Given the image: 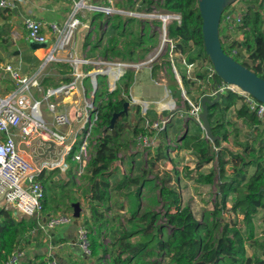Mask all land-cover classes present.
Segmentation results:
<instances>
[{"label":"trees","instance_id":"obj_1","mask_svg":"<svg viewBox=\"0 0 264 264\" xmlns=\"http://www.w3.org/2000/svg\"><path fill=\"white\" fill-rule=\"evenodd\" d=\"M246 1V0H245ZM97 6L100 4L94 0ZM138 3L137 10H148L153 0H115V6L119 9H133ZM161 8L171 13H179L181 15V25L179 27L172 26L170 28L171 37L177 39V49L180 53L187 57L188 62H193L200 57L208 59L204 53L203 38L201 31V18L198 11L197 0H163ZM227 7L224 12L228 9ZM103 13L94 12L91 21L102 18ZM132 18H124L119 15H114L108 22V37L109 49L112 57H118L126 62L134 56V47L137 39L135 35L128 29L129 22ZM221 23V22H220ZM264 11L258 9L254 4H249L247 12L243 17L242 23L235 29L243 34L242 41H233L229 47L223 48L225 53L230 55L237 62H240L244 67L255 73L259 78L264 80ZM225 28L220 27L219 37L226 41ZM127 34H131V39ZM137 36L140 37L138 33ZM135 41H134V40ZM222 39V40H221ZM88 40V39H87ZM141 40V37L138 41ZM125 41L127 43H125ZM113 43L116 45L113 47ZM121 45L126 48L120 50ZM128 45V48L127 46ZM87 43H85V48ZM238 48L236 55L232 54V50ZM124 51V52H123ZM242 52L246 55V62H242ZM209 60V59H208ZM154 69L152 72L154 73ZM133 72V71H132ZM134 73V72H133ZM121 79L128 78L130 81L124 83L125 93L131 85L132 73H125ZM69 82V79H62ZM50 78H43L39 85L46 90L48 86H55L58 83L49 82ZM220 78L215 75V82H220ZM177 88V85H176ZM116 92V91H114ZM98 89L95 92L97 95ZM180 93V91H178ZM114 93H107L108 97L105 104L97 107L99 112L100 128H107L113 113L122 111L125 99L114 98ZM97 97V96H95ZM242 97L235 93H227L220 97V101L214 106L209 107V122L214 136H218L219 140L215 141L214 148L216 151H211L209 141L203 137V131L198 127L194 134L185 135L181 140V149L189 151L193 154L200 163L209 164L212 161L216 162V171H210L205 176L198 175L199 181L205 184L213 183L216 175L217 178V193L220 196V204L223 209H226L227 199L230 195H234L232 205L228 213V219L222 220L220 235L214 245L204 243L200 235L201 226L197 222L190 209L182 206L180 193L173 188L171 179L166 175L159 180V197L165 210L164 218L166 227L170 228L169 236L166 240L159 239L157 242V250L160 254L165 255L172 264H264L256 256H248L246 254L245 245L257 246L259 251L264 255V214L261 217L263 225V239L258 240L254 237L253 218L259 213H264V125L257 120L254 114L250 113L246 104L243 102L241 107L236 110V120L242 128L256 132V138L250 143H245L242 146V151L232 153L225 147H219L220 144H226L229 138V132L226 128L229 121L224 122L229 109L235 106ZM122 118L124 115L121 116ZM132 136L140 134H148L146 130L133 128ZM111 137H103L100 147L108 146L113 152L109 155H99L91 158L88 161L86 172L100 167V170L95 175H92L89 180L88 190L84 196H91V200L97 198L104 205L108 202L110 192L118 193L128 189L132 185L139 184L138 178L123 179L117 182L112 188L108 182V177L104 172V168L112 165L117 160V154L121 147L119 138L122 136L123 129L117 122L114 129L110 131ZM110 142L112 147H110ZM77 149L73 147V151ZM165 150L161 151V146L158 147L156 157L151 160V167L155 168L158 162H164L167 159ZM247 154V156H245ZM70 157L67 162L72 164ZM247 157L249 159H247ZM231 166L232 172L229 177L225 176L226 167ZM253 172L250 173V169ZM109 169V168H108ZM56 171V170H55ZM153 171V170H152ZM43 171L38 180L42 179ZM151 172V169H150ZM99 177L98 186H96L95 178ZM203 179V180H202ZM44 189V188H43ZM139 190H137V194ZM89 194V195H88ZM77 202V200H76ZM91 206H99L92 205ZM45 204V192L42 202L43 209ZM71 209V208H70ZM149 215L144 214L140 217V221H145ZM0 264H6L12 258V252L17 245L18 240L25 234L31 231L35 224L24 219L16 221L12 212L0 210ZM153 220V219H152ZM95 222H100L99 218H95ZM244 226V227H243ZM164 226L158 227L157 233L162 234ZM152 226L149 225L145 234L152 231ZM98 233V230L96 231ZM91 234V232H89ZM92 236V235H91ZM131 236V233H123L118 239L119 253L113 260V264H130L146 248V243H136L134 245L127 243L126 239ZM99 238V237H98ZM97 237H91L88 244L90 256H95L102 250L101 244ZM126 254V255H124ZM122 256H125L121 259Z\"/></svg>","mask_w":264,"mask_h":264},{"label":"built area","instance_id":"obj_2","mask_svg":"<svg viewBox=\"0 0 264 264\" xmlns=\"http://www.w3.org/2000/svg\"><path fill=\"white\" fill-rule=\"evenodd\" d=\"M115 0H106L107 6H89L91 11L103 13L105 16L119 15L128 18H139L140 21H146L153 33L157 36V45L152 48L147 57L143 61L137 63L127 62H107L98 60H87L86 66L99 67L92 71L98 72V76L107 77L109 80L106 84L107 93H112L115 90L116 82H118L128 70L135 72L141 69H148L152 72L154 69L157 73V80L155 84L163 85L166 88L165 82V69L163 67L164 58L170 62L171 69L174 73L180 95L183 99V105L187 108V114L201 126L200 113L202 112L200 100L203 96L209 99H214L216 96H224L227 93H235L242 97V101L238 102L241 107L244 102L250 113L254 114L258 121L264 125V104L258 102L249 94L241 91L239 88L226 84L222 81L215 82V71L210 63L204 65L200 60L188 62L186 56L177 49V39L171 37L170 28L172 26L179 27L181 25V15L179 13H171L161 8L163 0H159V5H151L148 10L138 11V3L133 9H119L114 4ZM245 0H238L223 12L221 17L220 27L228 31L235 30L243 20L247 10L244 7ZM13 3L6 0H0V8L13 7ZM84 2H73L72 14L70 21L66 24L64 30H61L56 24H50L49 28L52 33H62L56 48L62 50L69 42V37L74 30L82 26V22L75 18L76 13L84 7ZM233 7V8H232ZM154 21L158 26L150 23ZM26 29V38L28 41L36 43L47 42L45 34L43 33V24L35 19L28 18L24 21ZM241 34L239 31H237ZM229 47V46H228ZM232 54L236 55L237 51L232 50ZM179 59V63L184 69L182 78L179 76L176 61L174 58ZM48 61L53 60V55L47 57ZM70 60L73 61L75 67L76 61L74 55L70 54ZM109 69L119 71L120 74L116 75L111 81ZM5 71L9 73L10 78L15 83V91L12 94L4 97L0 96V203L4 204L5 209H11L19 218H32L40 215L43 211L44 189L40 181L37 179L43 171L59 170L60 173H66L69 169L67 159L70 157L75 139L70 146H65L63 154L59 161L42 162L37 167L33 161L28 160L22 153L19 145L30 148L31 144L37 139L53 140L58 145L66 141L70 135L71 130L67 133H53L47 129L41 114V102L36 101L31 96V88L37 87L38 83L36 78L28 79L20 75L19 68L5 67ZM91 72V71H90ZM90 72H85L90 73ZM75 75V73H74ZM96 76V78L98 77ZM89 78V77H86ZM92 78V88L90 95H86L85 101V122L80 131L85 132V138L81 145L77 147L70 160L76 164L74 176L78 179L81 178L86 170L87 149L89 146L88 139L91 131L96 127L99 122V112L94 105V95L97 90V83ZM75 78L65 85H59L56 88L50 89L46 92V97L52 96H68L70 94H77ZM184 83L187 86H192L197 93V97L190 99L186 96L183 89ZM83 88V85H82ZM84 90V89H83ZM85 92V90H84ZM132 105L142 106L141 113L144 117L148 111V102L132 100ZM163 103V104H162ZM158 107L155 109L159 117L156 121L146 119L144 129L146 133H153L155 136L164 133L171 123L172 113L176 109L174 101H159L155 102ZM55 106L48 105V111L54 114V124L58 127L70 126L73 117L78 118L80 113L76 110L74 115L69 113H55ZM164 112L166 113L164 115ZM127 115V114H126ZM186 116L185 112L180 114V118ZM78 134V133H77ZM140 151L152 149L156 144V138L148 134H140L134 138ZM216 151V148H213ZM74 218L72 213L59 215L49 218L45 223V228L53 231L61 226L72 225ZM77 239L80 247L85 255H90L88 249V236L89 230L83 225L78 224L76 228ZM13 257L6 264H13L16 261ZM48 264H61L57 261H51Z\"/></svg>","mask_w":264,"mask_h":264},{"label":"crops","instance_id":"obj_3","mask_svg":"<svg viewBox=\"0 0 264 264\" xmlns=\"http://www.w3.org/2000/svg\"><path fill=\"white\" fill-rule=\"evenodd\" d=\"M6 1L12 2L14 6L11 8L10 7L0 8V81H1L0 96L4 97L6 95L12 94L16 88L15 83L10 78L9 73L5 71V67L10 66L11 68H19L20 75L22 77H26L28 79H32L34 77L37 80L38 86L31 88V96L36 101L39 102L43 101L45 103V110L43 111L42 107L40 110L43 121L47 129L55 133H67L69 130H72L74 123L75 121L78 120V118L73 117L70 126L58 127L54 124V120H53L54 114L48 111V105L53 104L55 106V110H54L55 113H69L71 115L72 114L74 115L75 111L77 110V105L79 101L78 95L74 93L68 96L58 95L47 98L46 92L50 89L58 87L59 85H65L75 78L74 75L75 72L73 66L74 64L73 61L70 60V54L74 55L75 43H76V34H75L76 30H74V32L71 33L68 44L62 50H60L56 48V45L62 33H57V34L52 33L50 31L49 25L56 24L59 28H61V30H64L66 24L70 21L69 19L73 12L72 10L73 2L76 1L77 2L83 1L85 6L81 7V9L76 13L75 18L81 21L82 24H88L93 15V12H96V11H91L89 9V6H94L96 3H94L93 0L90 1L89 0H6ZM102 6H107L106 0L104 2V5ZM112 17L113 16L107 17L103 14V17L101 19L97 18V20L91 22L92 23L91 32L85 40L86 41L85 43H87V47L84 50L85 59L87 60L102 59L107 62L112 61V63L123 62V60L119 59L118 57H112L110 55L111 53L108 52L109 49V37H108L109 35L107 34L108 22L105 21L109 20ZM28 18L38 20L43 24V33L45 34V37L47 39L46 49H39L33 51L30 48L29 41L26 38V29L24 26V21L25 19ZM101 23L103 24L102 26H100ZM147 25L148 24L146 21H142V22L139 21V23L136 26L132 27L134 28L133 30L128 28L132 34L139 33L141 37V40L139 41L137 40V42L134 40L135 41L134 56L140 55L143 57L144 52L146 51L144 38H146L145 30ZM224 31L227 37L228 36L231 37L230 39L235 38L236 36L241 37L240 34L235 30L233 31L224 30ZM125 43L127 42L125 41ZM126 46L128 48V45ZM125 49L126 48H124V46L121 45L120 50L122 51ZM50 55H53V60L48 61L47 57ZM59 64H66L70 66V69L67 70L66 74L60 75L57 72V70L59 69L58 67ZM88 67L89 66L85 65V72L91 71V69H88ZM59 70L62 71L63 68ZM41 72L44 73L42 74ZM46 76L54 78V81L58 82V84L55 86H48L46 90H44L39 85V83L41 81V78ZM56 76H61V78L57 79ZM99 77H103V76H98L96 78L98 93H100V91L103 92L104 90H106V84L107 81L109 80L106 77L105 86L102 85L101 87V85L98 82ZM104 78L105 77L101 78L102 81L100 83H103ZM152 78H153V72H150L148 69H141L140 71L133 73L131 85L128 89L129 105L127 106V115H124L123 118L125 119L129 117L135 111L137 113H140L141 121L136 124L134 123L135 124L134 127L138 129H143L145 120L151 119L150 117L151 110H149V106H148V111L146 115L143 117L140 109L141 106L132 105L131 102L132 100L144 101V102H148L151 105V102L157 101V99L156 100H149V99H154L155 97H158L159 95H156V93L157 94L160 93V91H158V88L161 89L163 91L162 93L163 98L165 97L167 101L169 99H172V101H174L176 105V109L172 113V119L170 125L168 126V130H166L164 133L159 134V136L161 137L165 135V138L168 141V145L170 142L169 137H175L174 142H176L175 144L177 145V147H175L173 151H171L169 148L167 149L165 153L167 159H165L164 162L162 161V163H164V165L167 163L165 165L166 166L165 168L168 169L169 168L168 166L171 165L172 162L171 160H173L175 157L176 158L184 157L185 160L188 161L186 164L190 168H192V164H190L189 160L191 161L195 160L196 163L198 159L189 151L181 149V140H183L185 135L194 134L193 132L197 131L198 130L197 128L200 126L192 118H187L185 115L183 119L180 118L179 117L180 114L184 113L183 112L184 107L179 108L176 101L177 99L172 97L169 98L168 94H164V91L165 93H168L166 92L167 90H164L163 88L156 85ZM62 79H69V82H65ZM121 80L123 79H120L118 81L117 83L118 86H120ZM175 84L177 85V82ZM82 85H83V89L85 90V93H87L89 96L90 92L93 90L92 77L84 78L82 81ZM106 92L104 93L105 94L104 97L101 98H98V93L97 95H94V105L96 106V108L106 103L108 99V97L106 96ZM134 108L136 109L134 110ZM239 108L240 106L237 103L235 106L229 109V113L231 114V116H235L234 117L235 121L237 120L234 112H236V110ZM45 114L47 115L46 118L48 119V121H45L44 119ZM165 114L166 113L164 112V115ZM123 118L120 117L117 120V125H119L120 127H123L119 123V121ZM173 118L176 120V122L173 121ZM134 120L135 118L133 119L132 117L131 121L135 122ZM173 130L175 131V133H169ZM94 133H96V130H94ZM148 135H153V133H148ZM135 137L136 136L130 135L129 142L130 140L134 141ZM203 137H205L204 131H203ZM19 147L21 149V153L28 160H31V157L29 155L30 148H26L22 144L19 145ZM210 147L214 148V144H210ZM135 152L136 155H138L137 151ZM117 163H118L116 164V168L118 167L117 170L115 169L116 170L115 172L113 170L108 178V182L110 183V186L112 188L117 184V182L122 181L128 176L132 177L133 172L135 170V162H131L130 174L126 171L125 165L121 161V157H119V161ZM213 163H214V168H216V162L214 161ZM67 165L69 169L66 173H60L59 170L46 171L42 179L39 180L40 183L43 184V181H46L48 184L53 185L56 191L59 190L61 191L64 189L67 193H69L68 199H70V201L68 202L67 200L66 202L69 203L71 209H72L71 205L73 203L80 204L81 212L83 211V205L89 208L90 202H93L92 203L93 205H98L100 201L97 198L91 200V196H81V192H79L80 189L76 190L74 189L73 186L71 189L70 187L71 183H73L72 185H74V180H75L74 170L76 164L74 162H72V164L67 162ZM143 166L144 169L141 168V172L150 173V171H146L147 170L146 161L145 163H143ZM174 168L175 170H177V167ZM70 179L72 180V182L69 181ZM63 182L66 183L69 182V185ZM62 184H64L63 188L59 186ZM83 184L85 187H88L89 182L86 181ZM73 194L76 197V199L74 200H72L70 197L73 196ZM1 209L12 212V215L16 221H20L24 219L28 222L30 221L35 224V227L31 231L25 233L18 240L17 245L13 249L12 256L16 257L17 259L13 264H48L51 261H57L61 264H101V262L109 261L110 263L113 264L114 258L120 252L118 247L119 237H116L115 234L112 236L114 241H111L112 242L111 245L105 246L104 244L102 245L101 241H106V240H104L102 236L98 235L101 234V231L98 234L94 233V237L97 238L99 237L98 241L101 244V247L104 248V251L105 250L106 251L109 250V251L108 253H104L103 250H100L99 253L100 252L101 253L100 254L98 253L99 255L96 254L95 256H90V255H85L83 253L79 241L77 239L76 229L73 230L71 227L72 225L61 226L53 231L47 230L44 226L45 223L49 220V218L59 215L69 214V213L59 212L57 211V208L56 209L47 208L46 203L44 204V209L42 213L32 218H19L18 216L15 215V212L13 210L5 209L4 204L2 203H0V210ZM126 211L127 208L124 210L120 209L119 214H124V212ZM78 223L84 225V222H82L79 219H78ZM138 241L139 239H134V238L130 240L126 239V242L132 245L136 244ZM124 257L125 256H122L121 259H123ZM135 259L136 257L133 260ZM130 264H134V261L131 262Z\"/></svg>","mask_w":264,"mask_h":264},{"label":"rangeland","instance_id":"obj_4","mask_svg":"<svg viewBox=\"0 0 264 264\" xmlns=\"http://www.w3.org/2000/svg\"><path fill=\"white\" fill-rule=\"evenodd\" d=\"M90 1V0H89ZM94 1V0H93ZM77 2V1H76ZM98 3H100L99 6L104 5L105 0H97ZM254 4L258 9H261L264 11V0H246L244 1V7L247 10L249 4ZM96 5V4H95ZM94 5V6H95ZM151 5L157 6L159 5V0H153V3ZM97 6V5H96ZM230 8V7H229ZM233 8V7H232ZM94 14V12H93ZM128 18V17H124ZM133 21L129 22L128 28L133 30L134 26H136L140 19L139 18H132ZM142 22V21H141ZM151 24L154 26H158V23L154 21H150ZM148 24V23H147ZM264 28V26H263ZM108 34V32H107ZM146 38H144V44L146 46V51L144 52L143 57L140 55H135L130 61L127 59V63H137L139 61H143L146 59L148 53L157 45V36L151 33V30L149 26H146L145 30ZM128 37L131 39V34H127ZM241 37L236 36L235 38L230 39L231 37H226V41L222 40V47L225 48L230 46L231 43L234 41H242L244 39L243 34H240ZM135 39H139L140 37L137 36V33L133 36ZM134 40V39H133ZM116 44L113 43V47ZM135 45H131V49H133ZM144 48V47H143ZM236 51H239L238 48L235 49ZM242 62H246V55L242 52ZM111 57V56H110ZM112 58V57H111ZM187 58V57H186ZM98 61H104L102 59H96ZM109 60V59H108ZM198 60H200V63H204V65H208L210 61L204 57H200ZM163 67L165 69V82H166V88L163 87V85H158L159 87L163 88L164 90H167L164 94H168L169 98H176L174 100L177 101V104L179 108L184 107L183 105V99L178 93L179 88L177 85L176 88V79L174 76V73L171 69L170 62H168V59L164 58L163 60ZM174 61H176L175 65L177 67L179 76L182 78V73L184 69L179 63V59L177 57L174 58ZM112 62V61H108ZM59 69L63 70H57V72L60 75L66 74L67 70L70 69V66L66 64H59ZM104 69V66L99 67H92L89 66L88 69ZM132 73L133 77V70H128L127 72ZM133 71V72H132ZM42 73V72H41ZM44 73V72H43ZM42 73V74H43ZM155 73V75H154ZM153 73V81L155 82L157 80V73L156 71ZM57 74V75H59ZM126 75V74H125ZM55 77V76H54ZM43 78H50L51 83H54V78L51 77H43ZM41 78V80L43 79ZM57 79H60L61 76H56ZM99 77L98 82L101 85L105 86V80L106 77L103 80V83H100L102 80ZM124 80V81H123ZM121 80L120 86H118V82H116L115 90L113 97L114 98H120L125 99L127 103H129V95L126 92L125 93V87L123 86L124 83L130 81L127 77L123 78ZM1 82V81H0ZM58 83V82H57ZM155 85V86H156ZM183 89L185 90L186 96L190 99H194L197 97V93L194 91L192 86H187L186 83H184ZM158 91L160 93H156V95H159L158 97H155L154 99L149 100H156L151 102V105H149V110H151V119L153 121H156L159 117L158 112L154 109L158 107L155 102L159 101H167L166 98L162 96L163 91L158 88ZM100 91L98 93V98L104 97V93ZM40 99V98H39ZM172 100V99H169ZM42 102V110H45V103ZM181 104V105H180ZM153 107V108H152ZM137 108V107H136ZM134 108V110L136 109ZM152 108V109H150ZM142 109V106L140 107ZM153 111V112H152ZM231 112V111H230ZM236 115V112H234ZM46 114L44 115L45 121H48L46 118ZM227 116V119H226ZM224 117V122L229 121L230 124H228L226 128L227 132H229V138L228 142L226 144H220L219 147H225L229 149L232 153H238L242 151V146L247 142L250 143L253 139L256 138V132L244 129L240 126L238 121L234 120L235 116H231V114L228 113ZM135 118V122H132ZM141 121V115L140 113H137L136 111L133 112L132 115H130L127 118H123L119 121L121 124L123 133L122 136L119 138L120 145H123L125 147L120 148V152L117 154V160L114 161L110 167L108 166L107 169L104 168V172L109 178L110 173L114 170V172L117 170L116 164L119 161V157H121V161L125 165L126 171L130 174L131 169V162H135V170L133 172V176H128L125 179H133L138 178L139 184L132 185L128 189L122 190L118 193L110 192L109 200L106 204H102L101 201L99 203V206H91L87 208L85 205H83V211L80 214L79 220L84 222V226L91 232L88 236V241L91 237H93L94 233L98 230V233L101 231V234H98L99 236H102L104 240L101 241L102 245L110 246L111 241H114L112 236L115 234L116 237H121L123 233H131V236L127 238V240L130 239H139L137 243H146V248L143 252L140 253L136 257L134 261V264H172L169 262L168 258L160 254L157 250V242L159 239L166 240L169 236L170 228L166 227V220L164 218L165 210L163 208L162 202L159 197V180L158 177L161 179L162 177H165L166 175L171 179V184L173 188H175L181 195L182 198V206L188 207L194 217V219L199 222L201 226L200 235L203 239L204 243H210L211 245H214L216 240L218 239L220 235V229H221V222L222 220L228 219V213L230 210V207L232 205L234 195H230L227 199V206L226 209H223L220 204V196L217 194V178L218 175H216L213 179V183L211 184H205L198 179L199 174H203L204 176L209 173L210 171H216L214 168V161L210 162L209 164H202L198 160L195 163L194 161L189 160L190 164H192V168H190L186 163L188 161L185 160L184 157H178L171 160V165L168 166L169 168H165L166 164L162 162H158L155 166V168L151 167V160H153L154 157H156V153H158V147L161 145V151L165 150L164 153H166L167 149L169 148L171 151L174 150L177 145L175 144V137H169L170 142L168 145V141L164 136H155L154 134L151 135V137L156 138V144L152 149L142 151L138 149L136 141H132L130 139V135H132V131L134 128V125L136 123H139ZM173 121L176 122V120L173 118ZM135 123V124H134ZM226 123V122H225ZM99 123H97L96 127L93 128V131L88 139V149H87V161H89L91 158H95L99 155H109V153H112L113 151L108 148V146H102L100 147L103 137H111L112 133H110V130L107 132V128L103 127L100 128L98 126ZM126 124V125H125ZM264 131V128H261ZM94 130H96V133H94ZM168 130V128L166 129ZM169 133H175V131H171ZM85 138V132L79 131L77 134V137L75 139V145L76 147H79L82 143V141ZM210 143V142H209ZM212 144V143H210ZM216 144V143H215ZM217 146V144H216ZM110 147H112L110 142ZM179 147V146H178ZM211 151H214L213 148H211ZM138 155H136V152ZM141 155V156H140ZM111 156V155H109ZM247 156V154H245ZM142 157V159H141ZM247 159H249L247 157ZM147 162V170L150 171V173H142L141 168L144 169L143 163ZM207 166V167H205ZM174 167H177V170H175ZM109 168V169H108ZM116 169V170H115ZM98 170H100V167L84 172L81 178H75L74 185L71 183V189L72 186L74 189L79 190L81 192V196L85 195V191L88 190L87 187L84 186V182H90L92 175H95ZM153 170V171H152ZM253 168L250 169V173L253 172ZM232 172V167L228 166L225 169V176L229 177ZM86 180V181H85ZM203 180V179H202ZM72 182V180H69ZM66 183V182H63ZM96 186H98L99 183V177L95 178ZM42 184V183H41ZM69 185V182L66 183ZM45 192V203L47 208H57V211L59 212H68L69 214L72 213V209H70L68 195L64 189L56 191L55 187L51 184H48L46 181H43L42 184ZM61 188L64 187V184L59 185ZM137 190H139V193L137 194ZM56 191V192H55ZM89 195V194H88ZM72 200L76 199L75 195L70 196ZM84 199V198H83ZM68 200V202H66ZM91 203V202H90ZM60 205V206H59ZM93 205V204H92ZM127 208V211L124 212V214H119V210H124ZM144 214L149 215L148 218L145 221H140V217ZM262 214H257L253 218V226H254V237L255 239L262 240V229L263 225L261 223V217ZM95 218H99L100 222H95ZM153 219V220H152ZM151 225L152 231L149 234H145L147 228ZM164 226L166 228L163 229V233L160 235L157 233L158 227ZM244 227V226H243ZM92 235V236H91ZM110 249V248H109ZM246 254L248 256H256L259 258L260 261H264V255L259 251L257 246H251L250 244L245 245ZM104 253H108L109 250H105L102 248ZM101 253V252H100ZM99 253V254H100ZM98 254V255H99ZM132 261V262H133ZM112 264L109 261L107 262H101V264Z\"/></svg>","mask_w":264,"mask_h":264},{"label":"water","instance_id":"obj_5","mask_svg":"<svg viewBox=\"0 0 264 264\" xmlns=\"http://www.w3.org/2000/svg\"><path fill=\"white\" fill-rule=\"evenodd\" d=\"M236 1L238 0H197L199 16L201 18L204 53L208 57L215 74L222 82L239 88L241 91L249 94L258 102L264 104V80L225 53L220 41L219 29L222 14L227 7L231 6ZM91 22L92 21L90 20L88 24H83L75 31L76 43L74 59L76 61V65L74 67V72L76 75L75 85L79 98L77 105V111L80 113L79 119L75 121L70 137L61 145H58L53 140H44L40 137L31 144L29 155L37 167H39L42 162L59 161L63 151L58 153V150H63L65 146H70L77 136V133H79L84 125L86 95L82 88V81L86 77H92L95 80L96 76H98V72L95 73V71H91L87 74L85 73V64L87 62L84 53L85 40L91 32ZM102 25L103 24L101 23L100 26ZM29 46L33 51L46 49L47 42L36 43L29 41ZM219 101V96H216L214 99H209L207 96H203L200 100L202 109L199 116L201 121L200 128L204 131L205 138L212 144L219 140V137L214 136L212 133L208 118L209 107L214 106ZM128 105L129 104L127 102L124 103L122 111L112 114L108 130L112 131L117 120L122 115L127 114ZM183 112H185L187 118H191L187 114L186 107L183 108ZM71 207L72 216L74 218L71 227L75 230L79 224L78 219L80 217L81 207L79 203H73Z\"/></svg>","mask_w":264,"mask_h":264},{"label":"bare ground","instance_id":"obj_6","mask_svg":"<svg viewBox=\"0 0 264 264\" xmlns=\"http://www.w3.org/2000/svg\"><path fill=\"white\" fill-rule=\"evenodd\" d=\"M109 74H110V77H111V81L115 78L116 75L120 74V72L117 70H113V69H109L108 70ZM96 73V72H95Z\"/></svg>","mask_w":264,"mask_h":264}]
</instances>
